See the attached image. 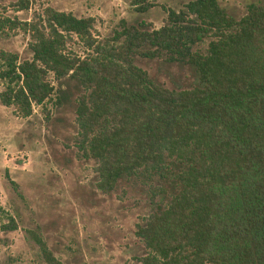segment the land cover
I'll return each mask as SVG.
<instances>
[{"label":"trees","instance_id":"trees-1","mask_svg":"<svg viewBox=\"0 0 264 264\" xmlns=\"http://www.w3.org/2000/svg\"><path fill=\"white\" fill-rule=\"evenodd\" d=\"M164 12L158 28L119 20L106 41L91 17L47 6L28 21L1 18L27 35L30 58L0 51V104L25 118L72 80L77 144L95 161L96 187L108 192L142 172L169 182L163 206L135 225L140 264H264V0L238 19L217 0ZM207 38L203 53L192 50ZM73 39L82 55L68 47ZM133 55L188 64L197 85L166 89ZM30 233L45 264H62Z\"/></svg>","mask_w":264,"mask_h":264},{"label":"rangeland","instance_id":"rangeland-1","mask_svg":"<svg viewBox=\"0 0 264 264\" xmlns=\"http://www.w3.org/2000/svg\"><path fill=\"white\" fill-rule=\"evenodd\" d=\"M14 1L0 0V20L28 21L47 6L75 17H91L94 36L106 41L119 20L158 28L165 22V8L178 10L189 0H143L153 4L145 11H138L134 0H29L27 10H16ZM217 1L238 19L247 4L258 0ZM207 41L192 50L203 53ZM26 42L27 35L19 28L0 23V51L29 59ZM68 47L83 54L74 39ZM133 63L166 89L197 85L188 64L136 55ZM60 88L44 102V110L33 106L25 118L0 104V264H45L30 232L62 264H140L138 257L146 250L135 235V225L163 206L169 182L142 172L101 192L96 187L95 161L83 155L77 144L74 98L80 89L72 80H62ZM9 218L15 229L2 228Z\"/></svg>","mask_w":264,"mask_h":264}]
</instances>
